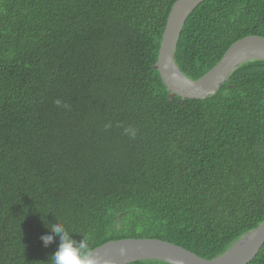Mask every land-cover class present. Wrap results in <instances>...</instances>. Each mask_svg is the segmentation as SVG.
<instances>
[{
	"label": "trees",
	"instance_id": "trees-1",
	"mask_svg": "<svg viewBox=\"0 0 264 264\" xmlns=\"http://www.w3.org/2000/svg\"><path fill=\"white\" fill-rule=\"evenodd\" d=\"M175 1L0 0V264H51L56 222L91 251L157 239L212 260L264 221V60L169 98L154 64ZM248 36L264 0H205L174 63L197 80Z\"/></svg>",
	"mask_w": 264,
	"mask_h": 264
},
{
	"label": "water",
	"instance_id": "water-1",
	"mask_svg": "<svg viewBox=\"0 0 264 264\" xmlns=\"http://www.w3.org/2000/svg\"><path fill=\"white\" fill-rule=\"evenodd\" d=\"M205 0H176L162 32L157 60L158 71L169 98L203 100L213 96L242 64L264 60V37L248 36L232 44L220 61L197 80L186 78L174 63L182 28L191 13ZM264 244V221L239 238L221 256L205 260L177 245L157 239L108 241L92 250L97 264H130L155 260L166 264H249Z\"/></svg>",
	"mask_w": 264,
	"mask_h": 264
},
{
	"label": "clouds",
	"instance_id": "clouds-1",
	"mask_svg": "<svg viewBox=\"0 0 264 264\" xmlns=\"http://www.w3.org/2000/svg\"><path fill=\"white\" fill-rule=\"evenodd\" d=\"M55 104L58 107H68L67 105H64L59 99L55 101ZM111 126V123H109L105 125V128L108 129L111 128ZM124 134L134 138L136 136V129L127 127L124 129ZM120 217L121 215L119 216L117 223H119ZM51 233L52 234L40 237L44 246L47 247L55 240L56 235L59 236L58 248L50 256L51 264H97L91 249L88 247L87 239L85 237H83L82 241L77 242L72 238V235L68 233L64 225L60 222H56L55 224L51 225Z\"/></svg>",
	"mask_w": 264,
	"mask_h": 264
}]
</instances>
